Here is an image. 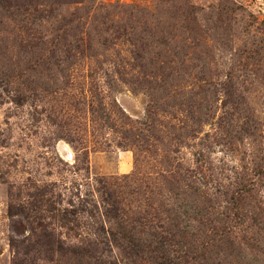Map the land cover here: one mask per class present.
<instances>
[{
    "label": "rangeland",
    "instance_id": "1",
    "mask_svg": "<svg viewBox=\"0 0 264 264\" xmlns=\"http://www.w3.org/2000/svg\"><path fill=\"white\" fill-rule=\"evenodd\" d=\"M0 264H264V0H0Z\"/></svg>",
    "mask_w": 264,
    "mask_h": 264
},
{
    "label": "trees",
    "instance_id": "2",
    "mask_svg": "<svg viewBox=\"0 0 264 264\" xmlns=\"http://www.w3.org/2000/svg\"><path fill=\"white\" fill-rule=\"evenodd\" d=\"M115 211H116V213H117V210L115 209ZM118 214V213H117ZM118 215H116L115 216V218L117 217ZM118 226H120V225H118ZM232 233H230L229 235H231ZM130 244H132L133 242H129ZM241 243V242H240ZM233 244H235V242H234V240H233ZM132 245H135V244H132ZM35 246V244H33V245H31L30 247L32 248V247H34ZM131 247V246H130ZM132 248H133V246H132ZM133 249H135V248H133ZM63 250V246H62V248L60 247V251H62ZM25 252H27V250L25 251ZM72 253L74 252H77L76 250H72L71 251ZM54 254V252H53V249L51 248V249H49V250H47V253H46V255H47V257H48V259H53V256H51V255H53ZM188 257V256H187ZM199 258V257H198Z\"/></svg>",
    "mask_w": 264,
    "mask_h": 264
},
{
    "label": "bare ground",
    "instance_id": "3",
    "mask_svg": "<svg viewBox=\"0 0 264 264\" xmlns=\"http://www.w3.org/2000/svg\"><path fill=\"white\" fill-rule=\"evenodd\" d=\"M67 158V157H66Z\"/></svg>",
    "mask_w": 264,
    "mask_h": 264
}]
</instances>
